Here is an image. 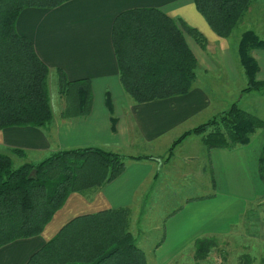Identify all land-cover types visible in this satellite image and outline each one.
I'll return each mask as SVG.
<instances>
[{"label": "crops", "instance_id": "1", "mask_svg": "<svg viewBox=\"0 0 264 264\" xmlns=\"http://www.w3.org/2000/svg\"><path fill=\"white\" fill-rule=\"evenodd\" d=\"M252 6L228 38H220L210 29L194 0H70L54 9L28 8L19 14L17 33L33 43L38 58L50 72L48 85L55 88V95L49 98L52 119L43 127L1 130L0 153L22 150L25 157L21 163H38L62 150L95 147L125 157V164L117 178L95 192L71 194L39 236L1 247L0 264H26L33 253L78 216L122 208L130 211L133 237L161 233L163 238L153 252L154 264L161 253L166 254L160 255L162 260L157 259L163 264H170L188 248L194 254V243L199 239H213L217 248L250 237L260 240L263 256L264 232L258 231L252 212L264 208V185L259 173L264 128L256 131L248 145L232 150H208L202 135L189 134L168 154L182 135L231 105L245 110L241 103L251 92L242 94L247 80L238 58L239 39L248 30L264 39V23L259 26L253 21ZM145 8L182 19L202 35L206 47L202 49L185 35L197 62L196 80L187 94L136 104L120 84L111 32L118 14ZM252 57L259 68L256 79L263 81L264 50H254ZM58 69L68 81L89 80L93 100L88 116H61L65 105L57 89ZM256 94L263 97L264 91ZM106 95L110 97L111 112ZM253 115L264 120L260 114ZM112 119L116 120L115 131ZM79 203H87L85 210L90 212L74 214ZM167 204L172 205L168 206L170 212L162 215L164 223L155 225L147 210L157 206L162 209ZM71 212L76 216L70 218ZM147 240L143 237L141 245Z\"/></svg>", "mask_w": 264, "mask_h": 264}, {"label": "trees", "instance_id": "2", "mask_svg": "<svg viewBox=\"0 0 264 264\" xmlns=\"http://www.w3.org/2000/svg\"><path fill=\"white\" fill-rule=\"evenodd\" d=\"M70 0H0V131L10 127H43L52 119L47 92L49 69L38 58L33 43L16 31L19 14L28 8L54 9ZM253 0H194L197 12L220 38L231 36ZM185 35L202 49L206 41L182 19H172L155 8L118 14L112 24V46L123 91L136 104L187 94L196 80L197 62ZM254 50H264V39L254 31L241 34L238 58L247 85L242 94L264 91L258 81ZM57 89L64 100V119L90 114L89 80L68 81L56 70ZM110 97L106 106L111 112ZM112 131L116 120L112 119ZM264 120L237 104L177 139L202 135L208 150L248 145ZM25 153H0V248L16 240L39 236L71 194L95 192L124 170L125 157L89 147L62 150L38 163H21ZM132 159H142L132 158ZM15 160L18 166H14ZM264 185V155L259 164ZM130 211L110 209L78 216L26 264H147L145 253L130 232ZM195 256L205 259L216 247L213 239L194 243Z\"/></svg>", "mask_w": 264, "mask_h": 264}, {"label": "rangeland", "instance_id": "3", "mask_svg": "<svg viewBox=\"0 0 264 264\" xmlns=\"http://www.w3.org/2000/svg\"><path fill=\"white\" fill-rule=\"evenodd\" d=\"M253 13V21L256 22L259 26L264 23V0H253V6L251 9ZM240 28H237L236 32L239 31ZM260 29V28H259ZM259 34V30H257ZM255 32V31H254ZM257 34V33H256ZM47 92L48 96L51 99L52 94L55 95V88H51V84L47 86ZM263 92V91H262ZM232 97L234 96V93H229ZM256 92H251V94L246 98V102H242L243 108L245 110H250L253 114H260L264 116V96H257ZM250 113V112H249ZM14 166H18L17 160H15ZM191 183H189L190 185ZM81 195V194H77ZM181 197V196H180ZM79 199L80 198H76ZM180 199V198H179ZM172 204L164 205L163 208L161 207H151L150 210H147L149 216H153L152 221L155 225H161L164 223V216L165 214H168L170 212V208L168 206H171ZM174 206H180L179 204H174ZM87 208V203H79L76 206V212L74 214H83L84 212H90V210H85ZM259 211L260 215H259ZM264 208L258 211H253L252 214L254 215V224L257 225V229L261 234L264 232ZM73 213H70V218H73L76 215H72ZM65 215V214H64ZM164 215V216H162ZM260 219L257 220L256 216ZM259 222V223H258ZM259 224V225H258ZM260 234V235H261ZM152 236V240L149 238ZM136 242L138 244V247H141L145 253L147 264H154V251L156 249V246L159 245V243L162 240V236L160 232H154L151 234H146L143 237L148 238L146 243L144 245H141V239L143 238L140 236H135ZM242 242L238 241L227 243L225 244H219L218 247L212 249L208 256L205 259H199L195 256V253H191L192 251L188 248L184 252L180 253V255L175 258L174 261H170V264H264V259L261 254L262 248L261 244L259 243L260 240H255L250 237H242ZM246 238V239H244ZM166 253L158 254V259L162 260L160 255H165ZM172 254V253H171ZM157 255V254H156ZM168 256V255H166ZM157 264H163L162 262H159L158 259ZM184 259V261H183ZM173 260V259H172ZM169 264V263H167Z\"/></svg>", "mask_w": 264, "mask_h": 264}]
</instances>
